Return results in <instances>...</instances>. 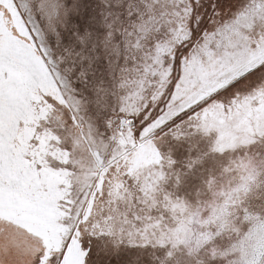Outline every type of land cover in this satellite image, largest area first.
Listing matches in <instances>:
<instances>
[{"label": "snow or ice", "instance_id": "snow-or-ice-1", "mask_svg": "<svg viewBox=\"0 0 264 264\" xmlns=\"http://www.w3.org/2000/svg\"><path fill=\"white\" fill-rule=\"evenodd\" d=\"M246 109H264V0H0V264H264L228 206L264 183V161L241 162L237 195L193 214L215 232L148 192L129 202L137 155L162 179L197 138L223 155Z\"/></svg>", "mask_w": 264, "mask_h": 264}, {"label": "rangeland", "instance_id": "rangeland-1", "mask_svg": "<svg viewBox=\"0 0 264 264\" xmlns=\"http://www.w3.org/2000/svg\"><path fill=\"white\" fill-rule=\"evenodd\" d=\"M228 3H236V0H227ZM241 131L236 133V147L228 149L223 155L210 152V145L214 137L197 138L189 144L178 147L176 158L179 163L175 170L167 173L166 178H161L162 168L159 166L155 155L145 150L136 156L134 161V175L137 185L129 189L131 195L130 203H135L138 197L148 192L157 201L159 212H163L172 219L182 220L189 224L194 234L218 229L221 221L215 224L203 225L198 220L203 218L193 215L196 212L206 215V208L213 204H223L227 195H237L233 190L237 188L247 174L238 167L241 162L247 164L249 160L264 161V141H260L256 134L257 127H264V109H246L240 117ZM258 141L252 143V141ZM190 149V150H189ZM198 159L192 170L185 168L187 163ZM182 176V183L176 187L174 176ZM264 179V176L261 177ZM211 181V186L209 185ZM140 189L139 191L137 190ZM165 193L169 194V202L163 201ZM240 202H229L231 210L230 222L235 224L239 221V227L245 236L251 233L247 250H251L256 244L264 241V183L259 181L252 186L247 194L239 193ZM175 204L176 207L172 205ZM241 206L247 207V215L254 217L251 221H244L240 211ZM136 209L134 208L133 211ZM154 212L153 215H158ZM239 233L223 229L218 247L224 249L238 243ZM203 253H201L202 255ZM186 258V257H185Z\"/></svg>", "mask_w": 264, "mask_h": 264}]
</instances>
